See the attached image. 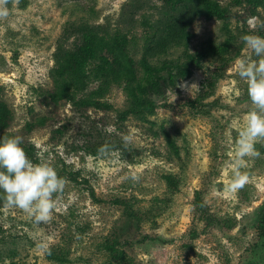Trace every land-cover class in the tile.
Instances as JSON below:
<instances>
[{
    "label": "rangeland",
    "instance_id": "obj_1",
    "mask_svg": "<svg viewBox=\"0 0 264 264\" xmlns=\"http://www.w3.org/2000/svg\"><path fill=\"white\" fill-rule=\"evenodd\" d=\"M161 5L160 0H19L18 5L10 0L7 4L9 15L0 20V101L9 105L14 121L0 137L20 135L29 158L37 162L36 153L42 151L67 183L63 193L54 197L57 208L49 223L36 225L0 200V264H246L264 258L259 248H253L256 235L251 227L255 211L264 203V144H256L261 156L247 159L243 169L249 173V183L238 192L227 190L232 176L227 162L251 108L235 62L243 57L257 59L241 36H264V8L253 13L234 8L247 16L245 24L233 18L230 25L240 52L213 95L203 102L206 107L189 103L197 100L209 71L220 65L218 60H207L203 69L167 90L165 97L156 98L157 113L147 120L131 116L124 123L118 121V113L128 106L121 88L106 97L113 105L107 111L80 112L70 103L51 101L56 57L73 47L81 27L142 35V20L153 21ZM193 29V49L210 37L225 38L220 21L202 19ZM44 117L45 126L28 130L29 124ZM164 129L180 147L181 160L167 159ZM126 135L131 137L127 143ZM116 139L124 142L127 156L96 150ZM167 174L180 178L175 193L168 188ZM133 175L140 177L138 182L131 179ZM198 192L204 213L197 211ZM125 206L142 212L140 230L129 225ZM145 235L159 238L143 241ZM113 242L116 255L124 253V261L107 248ZM40 243L47 249L38 248ZM60 252L68 260L54 257Z\"/></svg>",
    "mask_w": 264,
    "mask_h": 264
},
{
    "label": "trees",
    "instance_id": "obj_2",
    "mask_svg": "<svg viewBox=\"0 0 264 264\" xmlns=\"http://www.w3.org/2000/svg\"><path fill=\"white\" fill-rule=\"evenodd\" d=\"M160 1L162 5L157 17L153 21L147 18L142 20V35L121 29L101 31L90 25L81 27L73 47L62 49L56 57L57 65L52 71L54 88L50 92L51 101L55 104L70 103L80 112L90 109L107 111L112 110L113 105L106 101V97L114 88H121L128 97V106L118 113V121L124 123L131 116L147 120L157 113L159 104L156 98L165 97L167 90L176 89L196 70L203 69L207 60L213 59L218 60L220 65L209 71L210 76L202 83L197 100L189 103L194 108L206 107L207 104L203 102L213 95L216 83L225 76L229 63L240 52L230 25L233 18L245 24L247 16L243 11H234V8L240 7L253 13L258 7L264 8V0H230L227 3L220 0ZM202 19L222 22L225 38L219 40L210 37L200 47L193 49V28ZM13 121V111L5 101H0V133L7 131ZM45 124V117L40 118L36 124H29L28 130ZM95 129L97 132L98 127ZM97 133L102 135L101 131ZM164 135L169 147L167 159L170 162L181 160V150L174 137L165 129ZM105 145L109 151L121 152L122 156L127 154L124 142L118 139L109 140ZM100 148L96 147V150ZM30 149L31 146L27 151ZM93 153L98 154V151ZM164 178L168 188L175 193L179 189L180 178L173 174H167ZM92 196L96 198L94 192ZM117 203L123 202L116 200ZM196 204L197 211L204 213L205 203L199 192ZM124 211L129 225L140 230L142 212L130 210L129 206H125ZM251 227L256 235L253 248H259L264 253V203L255 211ZM156 238L159 237L145 235L142 240L156 241ZM116 244H108L107 248L118 261H124L123 252L116 255ZM54 257L60 261L68 260L63 252L54 253ZM246 264H264V258L259 261L250 259Z\"/></svg>",
    "mask_w": 264,
    "mask_h": 264
},
{
    "label": "clouds",
    "instance_id": "obj_3",
    "mask_svg": "<svg viewBox=\"0 0 264 264\" xmlns=\"http://www.w3.org/2000/svg\"><path fill=\"white\" fill-rule=\"evenodd\" d=\"M10 0H0V20L6 19ZM18 5L19 0H11ZM246 48L257 57H243L236 60V72L247 85V95L251 108L243 118L233 149L234 155L227 162L232 176L227 186L230 192H238L249 183V173L244 171L247 159L261 156L256 144H264V36L245 34L241 36ZM193 86V85H192ZM191 86V87H192ZM187 87V86H185ZM125 143L130 136H123ZM20 135L0 137V200L7 209H19L36 225L49 223L57 208L54 198L63 193L67 180L58 175L57 170L42 151L36 153L37 162L29 158L21 146ZM101 154L109 151L104 145ZM131 179L138 182L140 177ZM37 247L46 250L47 245Z\"/></svg>",
    "mask_w": 264,
    "mask_h": 264
}]
</instances>
